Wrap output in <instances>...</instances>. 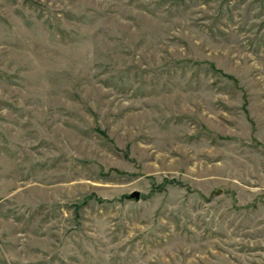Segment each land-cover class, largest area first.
I'll use <instances>...</instances> for the list:
<instances>
[{"label":"rangeland","instance_id":"1","mask_svg":"<svg viewBox=\"0 0 264 264\" xmlns=\"http://www.w3.org/2000/svg\"><path fill=\"white\" fill-rule=\"evenodd\" d=\"M0 264H264V0H0Z\"/></svg>","mask_w":264,"mask_h":264},{"label":"water","instance_id":"2","mask_svg":"<svg viewBox=\"0 0 264 264\" xmlns=\"http://www.w3.org/2000/svg\"><path fill=\"white\" fill-rule=\"evenodd\" d=\"M126 197L129 199L139 200L141 198V191L140 190H133L132 192L126 194Z\"/></svg>","mask_w":264,"mask_h":264},{"label":"trees","instance_id":"3","mask_svg":"<svg viewBox=\"0 0 264 264\" xmlns=\"http://www.w3.org/2000/svg\"><path fill=\"white\" fill-rule=\"evenodd\" d=\"M171 182H172L171 179H165V180H164V184H163V186H164L166 183H171Z\"/></svg>","mask_w":264,"mask_h":264}]
</instances>
